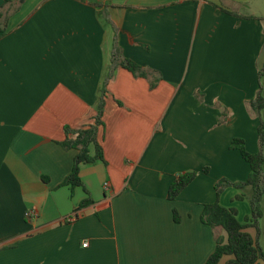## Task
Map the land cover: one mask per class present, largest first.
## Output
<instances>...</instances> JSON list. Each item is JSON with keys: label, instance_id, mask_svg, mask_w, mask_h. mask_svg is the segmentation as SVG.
<instances>
[{"label": "crops", "instance_id": "1", "mask_svg": "<svg viewBox=\"0 0 264 264\" xmlns=\"http://www.w3.org/2000/svg\"><path fill=\"white\" fill-rule=\"evenodd\" d=\"M116 50L143 75L114 67ZM102 90L105 163L61 186L77 154L62 143L96 124ZM257 96L264 0H0V264H205L226 235L203 206L250 173L232 141L263 152ZM229 188L219 203L245 224L250 205ZM261 209L258 236L246 231L264 253V197Z\"/></svg>", "mask_w": 264, "mask_h": 264}, {"label": "trees", "instance_id": "2", "mask_svg": "<svg viewBox=\"0 0 264 264\" xmlns=\"http://www.w3.org/2000/svg\"><path fill=\"white\" fill-rule=\"evenodd\" d=\"M7 3H23L24 0H2ZM112 64L114 67H122L132 73L134 76H142L141 67L131 60L122 57L120 51H115L112 55ZM154 87V84H151ZM104 90L101 92L99 102L97 104L96 124L88 129L80 130L71 133V138L62 143L64 149H74L77 154L73 160V166L70 174L62 182L61 186L78 187L81 186L79 172L83 165H93L97 162L105 163L104 155L101 146L96 141L97 125L100 124V117L104 108L103 99ZM252 107L257 111L262 110L264 101L260 96H257L252 103ZM263 126L260 123L258 127L259 144L263 143ZM231 148L239 151L242 159L249 165L250 173L248 178L241 183H231L224 179L220 180L215 185L217 199L212 204L203 206L201 214V222L212 228H220L226 235V240L217 237L216 247L214 252L207 259L205 264H219L222 258L230 257L231 260L227 264H258L264 262V253L258 246L256 240L247 233L248 228H253L258 236V220L262 217L261 201L264 197V181L262 175V167L264 159L262 153L250 154L245 150L242 140L235 139L231 143ZM197 172H185L177 175L172 181L168 190V199L175 200L180 192L187 187L195 178ZM44 179V178H43ZM234 187L242 190L245 187L252 189V195L249 199L251 215L245 224H241L237 220V211L232 208H226L219 203V197L222 192V187ZM238 201L244 199L241 194L236 197ZM91 203L87 200L81 203L84 207ZM174 219L177 220L176 213Z\"/></svg>", "mask_w": 264, "mask_h": 264}, {"label": "rangeland", "instance_id": "3", "mask_svg": "<svg viewBox=\"0 0 264 264\" xmlns=\"http://www.w3.org/2000/svg\"><path fill=\"white\" fill-rule=\"evenodd\" d=\"M18 4H20V3H18ZM18 6V5H17ZM261 117L263 118V120H264V111L262 112V115H261ZM263 135H264V129H263ZM261 150H263V154H262V156H263V159H264V138H263V143H262V147H261ZM262 175H263V181H264V163H263V167H262ZM214 189H215V187H214ZM229 190L230 188L229 187H226L225 185L222 187V192H221V194L220 195H222V197H223V201H225V203H228V199L227 198H229L228 197V194L229 193H225L224 191L225 190ZM248 189V190H247ZM251 191H252V189L250 188V187H245L244 189H242L241 191H240V193H242L243 195H245L244 197H245V199L244 200H246L245 202H246V204H248L249 203V199H250V196H251ZM216 192V191H215ZM237 192H239V191H237ZM233 201V200H232ZM234 202V201H233ZM243 202V201H242ZM242 202H239L238 204H242L241 206H244V204L242 203ZM241 211V210H240ZM261 211H262V209H261ZM238 221L241 223V224H244V220H243V218L240 216V218L238 219ZM259 229H260V232H262V235H263V226H262V223H260V227H259Z\"/></svg>", "mask_w": 264, "mask_h": 264}, {"label": "built area", "instance_id": "4", "mask_svg": "<svg viewBox=\"0 0 264 264\" xmlns=\"http://www.w3.org/2000/svg\"><path fill=\"white\" fill-rule=\"evenodd\" d=\"M182 1H198V0H182ZM107 187H108V184L106 183L105 188H107ZM25 216L27 219L30 220V219L35 218L37 216V212L35 210H29L26 212ZM82 246L87 247V243H84Z\"/></svg>", "mask_w": 264, "mask_h": 264}]
</instances>
